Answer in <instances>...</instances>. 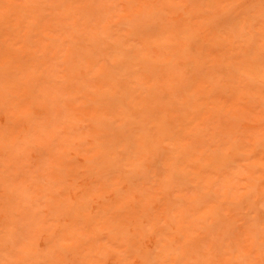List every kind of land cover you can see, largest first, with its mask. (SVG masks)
I'll return each instance as SVG.
<instances>
[{
  "label": "rangeland",
  "instance_id": "374dc122",
  "mask_svg": "<svg viewBox=\"0 0 264 264\" xmlns=\"http://www.w3.org/2000/svg\"><path fill=\"white\" fill-rule=\"evenodd\" d=\"M0 264H264V0H0Z\"/></svg>",
  "mask_w": 264,
  "mask_h": 264
}]
</instances>
